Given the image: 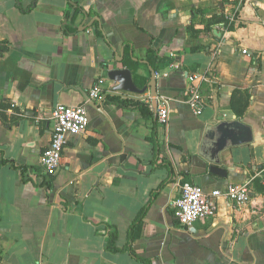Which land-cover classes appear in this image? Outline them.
<instances>
[{"label": "crops", "instance_id": "0c3cea01", "mask_svg": "<svg viewBox=\"0 0 264 264\" xmlns=\"http://www.w3.org/2000/svg\"><path fill=\"white\" fill-rule=\"evenodd\" d=\"M230 13L231 30L210 23ZM0 47V264H264V0H0ZM149 47L174 62L155 72ZM115 67L138 88L154 71L156 96L171 99L165 123L154 108L106 102L154 101L149 87L115 90ZM191 74L203 79L199 115L186 103ZM98 78L104 100H88ZM59 103L85 104L88 126L48 175L40 158ZM233 117L252 141L202 149ZM182 182H247L250 199L220 198L185 228L171 206Z\"/></svg>", "mask_w": 264, "mask_h": 264}, {"label": "built area", "instance_id": "2783aa9c", "mask_svg": "<svg viewBox=\"0 0 264 264\" xmlns=\"http://www.w3.org/2000/svg\"><path fill=\"white\" fill-rule=\"evenodd\" d=\"M229 23L235 21V13L226 16ZM226 30V28L224 29ZM246 50L241 52L246 53ZM202 77L198 74L188 76L190 86L187 91L186 103L195 115H199L203 107L201 90ZM103 79L98 78L89 91V99L103 101ZM170 98L164 95L155 96L156 118L159 123H165L170 111ZM152 107L151 101L148 102ZM52 129L48 145L41 154L40 165L44 172L53 175L60 165L63 150L67 142L74 136L83 133L88 126V116L85 104L65 105L56 104L51 112ZM248 183H230L224 188H214L205 192L200 185L182 182L179 195L171 202L173 213L178 222L185 228L201 218L213 217L216 214L218 199L223 198L238 205L250 199Z\"/></svg>", "mask_w": 264, "mask_h": 264}, {"label": "water", "instance_id": "95a60500", "mask_svg": "<svg viewBox=\"0 0 264 264\" xmlns=\"http://www.w3.org/2000/svg\"><path fill=\"white\" fill-rule=\"evenodd\" d=\"M85 28V26H83ZM121 61V60H120ZM107 77L116 83L115 90L131 92L136 94H142L146 89L150 88V95L156 96V76L154 71L151 70V78L147 86L142 88L136 87L134 83L131 70L125 67L113 68L107 71ZM153 108L155 109L156 103L152 101ZM209 140L204 141L202 149L212 150L211 153L217 154V152L225 149L229 146H236L246 144L253 139L252 129L236 117L231 120L222 121L208 131ZM219 172L221 170L217 168Z\"/></svg>", "mask_w": 264, "mask_h": 264}, {"label": "trees", "instance_id": "16d2710c", "mask_svg": "<svg viewBox=\"0 0 264 264\" xmlns=\"http://www.w3.org/2000/svg\"><path fill=\"white\" fill-rule=\"evenodd\" d=\"M78 11L79 10L76 8L74 14H76ZM70 17H71L70 12H66L65 18H68V20H70ZM219 22L222 23L227 30H231L233 28V23H229L228 19L223 14L215 15L213 20L210 23L214 24V23H219ZM4 50H5L4 47H0V53H2ZM146 60L155 72H158V70L161 66H164L168 63L174 62L173 60L172 61H168V60L166 61L164 59H160L159 56L157 55L156 51L154 49H152L151 47H149V49L147 50ZM106 102L117 104L120 107L126 108V109H138V110H140V112L142 113V115L144 117L151 115L149 105L145 102H142L140 99H134V98H124L123 99V98H120L119 96H110V97L106 98ZM42 184H44L48 188L52 187V182H51V179H49V178L44 179L42 181ZM107 236H108V240H107L106 248L116 251V249H117V247H116L117 233H116L115 229L109 231L107 233ZM131 239H132V237H129L128 244L126 246V250L130 251L131 255H134L135 253L133 252V250L130 246ZM145 263L148 264L147 262H145Z\"/></svg>", "mask_w": 264, "mask_h": 264}]
</instances>
